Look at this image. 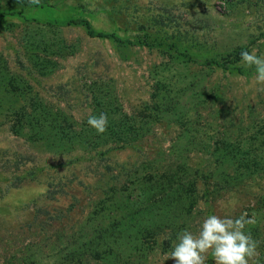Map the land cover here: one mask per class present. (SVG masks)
Wrapping results in <instances>:
<instances>
[{
  "label": "rangeland",
  "instance_id": "obj_1",
  "mask_svg": "<svg viewBox=\"0 0 264 264\" xmlns=\"http://www.w3.org/2000/svg\"><path fill=\"white\" fill-rule=\"evenodd\" d=\"M0 13V264H174L178 234L242 213L264 264V86L240 55L264 57V0Z\"/></svg>",
  "mask_w": 264,
  "mask_h": 264
},
{
  "label": "clouds",
  "instance_id": "obj_2",
  "mask_svg": "<svg viewBox=\"0 0 264 264\" xmlns=\"http://www.w3.org/2000/svg\"><path fill=\"white\" fill-rule=\"evenodd\" d=\"M32 5H38L40 0H29ZM242 64L255 67V81L264 86V57H258L255 50L252 53L241 52ZM257 91L264 92V87ZM107 115L90 116L87 124L97 134H103L107 128ZM253 223L247 218V213L232 219L208 215L199 225L196 233L183 231L178 234L172 250L166 254L174 264H206L207 254L211 253L214 264H258V242L244 229Z\"/></svg>",
  "mask_w": 264,
  "mask_h": 264
},
{
  "label": "trees",
  "instance_id": "obj_3",
  "mask_svg": "<svg viewBox=\"0 0 264 264\" xmlns=\"http://www.w3.org/2000/svg\"><path fill=\"white\" fill-rule=\"evenodd\" d=\"M4 14V13H3ZM2 13H0V18L2 17V16H5V15H3ZM69 24H71V25H79V26H81L84 30H85V32H86V34L90 37V38H99V39H114V40H118L114 35H105V34H103V33H98V32H96L93 28H92V26H91V24L88 22V21H85V20H75V21H69L68 22Z\"/></svg>",
  "mask_w": 264,
  "mask_h": 264
}]
</instances>
